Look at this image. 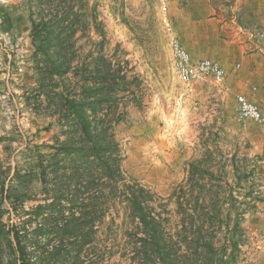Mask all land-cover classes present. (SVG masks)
<instances>
[{
    "label": "rangeland",
    "instance_id": "obj_1",
    "mask_svg": "<svg viewBox=\"0 0 264 264\" xmlns=\"http://www.w3.org/2000/svg\"><path fill=\"white\" fill-rule=\"evenodd\" d=\"M37 1L0 0L1 223H8L10 216L16 220L17 213L12 208L21 205L12 198L23 193L13 188L9 191L12 198H4V188L12 183L7 171L12 173L16 165L23 167L27 151L34 145H42L47 152L58 131L55 124H50L52 118L34 110L32 100L26 104V99L32 98L30 89L37 85L26 5L31 2L34 6ZM89 5L95 8L105 41L99 48L102 37L91 31L78 38L76 47L83 57L92 51V56H102L110 60L112 67L125 72L129 84L125 94H134V101L127 107V121L117 131L126 181L152 193L156 211L170 219L169 229L179 219L177 196L188 212L210 210L209 197L205 196L204 207L196 206L197 193L180 194L176 192L180 185L185 186L196 172L208 184H220L223 222L231 228L239 226L236 235H227L236 246L224 242V264H264V126L235 119V95L241 87L252 95L258 94L256 80L248 76L247 83L228 90L226 80L217 87L209 77L184 83L176 74L170 49V35L175 34L192 60L209 59L198 55L200 47H194L193 53L184 24L194 15L201 17L208 40L212 14L206 8L169 5L167 0H89ZM7 19L12 21L8 28L2 22ZM235 67L238 73H246ZM26 193L29 197L22 206L28 210L41 198L40 182L35 180ZM115 220L119 223L121 219L115 215ZM225 238L222 229L216 235V246L220 247ZM104 264L123 263L114 255Z\"/></svg>",
    "mask_w": 264,
    "mask_h": 264
},
{
    "label": "trees",
    "instance_id": "obj_2",
    "mask_svg": "<svg viewBox=\"0 0 264 264\" xmlns=\"http://www.w3.org/2000/svg\"><path fill=\"white\" fill-rule=\"evenodd\" d=\"M26 7L37 83L26 104L32 100L58 131L47 152L34 145L23 167L7 171L12 183L4 198H12L13 188L26 193L35 180L41 198L28 210L22 206L27 193L12 198L21 206L12 208L16 220L0 222V264H104L114 255L123 264H224V242L236 246L227 235H236L239 226L223 222L220 184H208L196 172L180 185V194L197 193L196 206L204 207L209 197L210 210L188 212L177 196L179 219L169 229L170 219L156 211L152 193L126 181L117 131L127 121L134 94H125V72L92 51L83 57L76 47L91 31L102 37L99 48L105 41L89 0H38ZM222 229L226 238L217 247Z\"/></svg>",
    "mask_w": 264,
    "mask_h": 264
},
{
    "label": "crops",
    "instance_id": "obj_3",
    "mask_svg": "<svg viewBox=\"0 0 264 264\" xmlns=\"http://www.w3.org/2000/svg\"><path fill=\"white\" fill-rule=\"evenodd\" d=\"M167 2L169 5L186 9L206 8L212 14L211 37L208 40H205V27L201 23L203 21L201 17L194 15L192 21L185 22L184 29H187L186 34L192 40V49L200 47L198 55L220 62L225 72L226 90L230 87H241V84L249 81L248 76L255 78L258 94L252 95L242 87L239 93H244L264 114V42H260L259 46L255 45L257 46L255 49L245 31L251 28L264 30V0H167ZM237 65L246 73H238L235 67ZM235 79L237 81L234 83Z\"/></svg>",
    "mask_w": 264,
    "mask_h": 264
},
{
    "label": "built area",
    "instance_id": "obj_4",
    "mask_svg": "<svg viewBox=\"0 0 264 264\" xmlns=\"http://www.w3.org/2000/svg\"><path fill=\"white\" fill-rule=\"evenodd\" d=\"M163 20L164 22L166 21L165 18ZM245 31L254 46L264 42L263 29L251 28L245 29ZM169 44L174 58L176 74L184 83L191 84L202 78L209 77L217 87H221L224 84L225 72L217 61L207 58L192 60L190 54L182 47L175 34L170 35ZM255 49H257V46H255ZM252 90L255 91L256 87H252ZM235 119L237 122L250 120L260 126H264V114L254 102L242 93L235 95ZM260 162L262 163L263 160Z\"/></svg>",
    "mask_w": 264,
    "mask_h": 264
}]
</instances>
